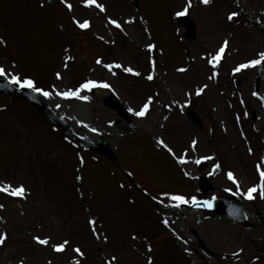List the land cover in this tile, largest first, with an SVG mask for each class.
Segmentation results:
<instances>
[{"label":"rangeland","instance_id":"rangeland-1","mask_svg":"<svg viewBox=\"0 0 264 264\" xmlns=\"http://www.w3.org/2000/svg\"><path fill=\"white\" fill-rule=\"evenodd\" d=\"M101 1L105 0H98L99 3ZM106 1L112 2L111 0ZM69 2L73 4L74 13L72 14L64 2V5L60 7L46 8V11L51 13L55 19L65 22L69 27L68 36L70 38L62 40V37L55 34L54 27L49 24L50 20L46 19L48 16L45 12H42L45 15L41 17L47 22L37 24V18H39L37 14L40 11L34 7L37 4L36 0H27V3L25 0H0V30L6 41L13 26L19 28L20 25L27 24L23 18V16L28 17L25 9H29L33 16L34 30L29 37H26L31 50L28 49L25 55L19 54V57H27L22 59L19 67L12 65L13 62L19 60L15 53H10V50L5 52L0 46L2 49L0 50V64L4 65L9 76L16 73L35 79L38 72L34 75L30 69L31 65L34 71H38L43 68L42 57L50 60L49 56L59 54L64 46L69 45L68 50L71 48L69 57L73 59L70 60L72 62L66 63L75 65L64 72V80L56 79L55 81L52 78L53 71L62 69L60 61L50 65L49 69H40L42 76L40 74L38 76L42 79H38V84L41 85L40 87L50 86L49 91L54 94L58 88L61 91L74 89L88 79L106 81L112 85L111 88L98 87L82 90L81 95H88L90 100L75 98L76 101L72 103V99L68 101V107L71 110L68 108L66 110L69 115L76 114L74 112L76 105L82 106L83 113L81 114L84 119L100 131V134L93 139L103 138L109 143L113 151L118 154V161L122 162L124 168L129 166V170L134 173L136 183L142 190L151 194L147 188L151 185L156 186L154 189L160 192L175 194L180 191L202 195L204 192L201 188V178L205 176L212 187L211 192L204 194L207 196L206 199L236 194L244 200L243 204L249 219V225L244 226L228 220L225 216L219 217L208 209L183 208L181 205L167 203L162 205L161 214L154 213L156 215H153L150 221L154 222L156 218L157 222L160 217L162 223L150 226L152 233H148L143 231L145 228L143 224L147 221L144 215L149 208L143 207V204L138 202L140 199L134 194L133 187L126 180L125 183L114 182L117 179L124 181V178L120 175L109 176L111 165L103 162L102 156L97 160L90 157L87 161V177L85 178L88 184L85 182L84 187H86L81 193L91 203L99 206V209L103 207L102 201L110 203L120 200L122 196L123 198L118 206L113 204L110 208L107 207V210L101 211V216L106 218L108 223L104 226L105 233L99 239L101 243L98 245L100 246L97 252L98 259L92 257L82 264H102L100 261L102 255L107 258L115 255L121 259L120 263L124 264H145L147 262L145 257L149 256L150 251L145 240H138L142 242L139 244L135 242L138 248L133 247V250L131 244L128 245L127 251L116 252L113 249V246L125 245L121 243L119 224L115 217V215L118 217V214H120V221L123 225V234L129 233L132 227H138L139 223V227L132 232L141 231L142 234H146L149 238L148 243L150 242L151 246L156 249V254H154L158 255L156 264H183L177 258V254L171 256L172 252H177V249L180 252H187L191 264H249L252 258H260L262 254L261 260L255 264H264V249H261L260 254L259 244L255 242L264 243V198L259 195V192L254 193L255 198L251 200L245 198L243 194L248 188L259 184L257 165L264 167V97L261 96V94L264 95V81L261 83L259 93L256 94L255 82L251 80V76L256 74L254 69L250 71L248 67L245 71L231 74L238 64L257 59L258 53L264 52V0H215L208 5H202L201 0H193L188 17L196 26V35L194 40L189 41L187 54H184L186 49L182 51L184 46L180 39V33L183 37L186 31L174 25L175 19L172 15L181 11L186 6L187 0H142L147 12L153 13L154 16H158L157 8L162 7L156 19L152 20L147 13V16L144 14L150 22L152 35L144 31L140 22L133 21L132 25L125 27V38H120L118 33H113L119 37L118 40L113 39L112 35H104V29L95 15L98 8L88 7L82 3V0H69ZM82 5L87 9L85 10L86 16L88 15L94 26L90 27V31L84 29L82 33H79L71 25V16L76 15L82 18L84 16L81 13ZM235 10L243 13L246 22L241 23V17L237 16L233 19V23H227V13ZM143 12L145 10L141 13ZM115 14H118V11H115ZM54 24L56 25V21ZM37 25L39 30H36ZM158 28L160 35L157 33ZM178 29H180L179 33ZM103 36L104 39H100ZM225 39L229 41V47L227 56H225L221 83L215 82L209 85L208 90L205 89L202 94L197 95L196 89L208 85L210 81L208 59L216 53ZM155 42L160 51L158 49L149 51L147 45ZM54 45L56 50L51 53L49 47ZM57 47L60 49L57 50ZM186 55L189 61L186 60ZM30 56L32 57L29 58ZM99 58H102L104 64L123 62L125 66L130 65L140 71L141 75L137 77L124 73L118 68L109 71L103 64L96 63ZM152 59L157 61L154 73L151 67ZM180 66L184 68L187 66L188 70L180 72L177 70ZM148 74H154L156 85L149 86L144 80ZM9 76L6 77L9 78ZM152 87L158 90L152 109L158 111L155 112L154 117L151 116L149 129L142 127V124H145L144 117L137 116L135 111H132L131 119L137 125V131L132 133V136L128 135L126 122L116 111L105 105V97L114 92L127 109L139 111L147 98L152 95L150 90ZM188 93L192 95L189 96ZM41 96L47 102L53 97V95L46 97L42 94ZM0 97L2 98L0 105L2 103L4 105L0 106V153H2L0 154V182L11 183L14 186L24 184L28 192L32 191V194L29 192L30 197L24 199L7 194L0 195V204L5 205L3 209H0V217H2L0 233H3L2 222L4 224L6 217L9 219L7 228L10 231L7 232L8 238L5 244L0 248V264H20L21 261L27 264L28 260L31 261L29 264H49V262L51 264H75L77 253L71 251L65 258L60 255L61 253L54 254L53 245L61 243L70 233L69 230L65 231L63 225H68L69 222L78 223L77 217L86 219L87 210L84 208L87 202L74 200L76 196L74 176L77 177V173L75 170L71 173V169L77 165L75 159L79 152H82L81 147L73 143L76 148L69 146L68 149L67 145L63 144V149L60 144L64 137L56 134L58 133L56 128L47 119L26 103L30 113V116H27V110L21 107L22 104L13 100L11 111L16 109L15 113H18L19 117H15L21 120L26 132L20 130L18 140L16 133L18 129H22V125L15 120L12 112L8 111L10 109H7L10 103L8 97ZM193 97L195 98L192 99ZM193 102L190 109H193L201 118L203 129L197 123H192L188 117L189 111L187 114L184 113L185 116L182 113ZM237 114L243 116L244 126L245 124L250 126L245 128L248 129L247 132L236 124ZM76 130L82 132L81 129ZM170 130L173 131L175 137ZM161 138L177 151L175 152L176 158L186 156L188 162L181 164L177 159L178 164H176L166 155V151L158 150ZM193 139L198 141L196 148L190 146ZM22 140L24 141L21 143ZM249 148L252 149L251 152ZM62 150L64 151L60 152ZM52 156L62 159L63 171L54 167L53 173L48 174V171L43 168L44 163L46 167L47 162L54 161ZM64 156H66L65 162ZM203 156L213 157V159H208V168L200 171L195 160ZM215 158L222 162L220 165L224 169L226 168L222 169L218 175H212L208 170L210 165L215 164ZM37 164L42 172L37 171L36 176ZM254 164H257L256 167ZM187 166L191 167L192 171H187ZM86 170L85 167H81V176L86 175ZM181 170H186L190 175L184 176L185 179ZM228 171L236 175L240 182L239 189L233 181L228 179ZM43 175L49 178L51 183L49 180L44 181ZM31 180L32 184H28ZM229 188L232 189L231 192L227 191ZM96 190L98 198L102 201L97 198ZM68 196L69 199H66ZM53 202L62 203L60 213ZM92 216L96 217V214L93 212ZM55 217L58 219L57 224ZM165 218L169 221L168 225L163 223ZM136 219H145V221L141 224ZM28 229L34 230L35 236L51 237L49 244H34L33 235ZM79 229L81 228L77 226L75 230ZM63 230L67 234H61ZM105 235L108 237L107 240L103 239ZM230 241L235 244L228 245ZM240 249H243V252H240ZM233 253H237L242 258L236 262V256ZM251 264L254 263L251 262Z\"/></svg>","mask_w":264,"mask_h":264},{"label":"snow or ice","instance_id":"snow-or-ice-1","mask_svg":"<svg viewBox=\"0 0 264 264\" xmlns=\"http://www.w3.org/2000/svg\"><path fill=\"white\" fill-rule=\"evenodd\" d=\"M63 2H64V4L66 5V7H67V9L69 11H71L73 9V4L70 3L69 0H63ZM201 2L203 4H205V5H208L211 2V0H201ZM82 3H84L88 7L95 6L96 8H98L102 12H106L107 11L106 6L103 3H99L98 0H82ZM42 6H43V0H42ZM192 6H193V0H187L186 6L183 7V9L181 11H177L175 13V15L176 16L187 15L189 13V9L192 8ZM238 15H239V13H237V12H231V13H229L227 18H228L229 21H231L234 18H236ZM73 19H74L76 25L79 28H81V29H88V28L91 27V21L90 20H84L83 22H81L80 20L76 19L75 17H73ZM107 20H108L109 24L114 25L116 28L123 29V25L117 19H113L111 17H108ZM134 20H135V17H132V18L129 19L128 22L131 23ZM100 39L103 40L104 37H100ZM0 42H4L2 40V38H0ZM157 47L158 46L155 43H149L147 45V49L149 51L156 50ZM228 47H229V41L227 39H225L223 41L222 45L219 47L218 51L214 55L211 56V58L209 59V63L213 64V65L218 64L221 61V59L224 57L225 52L228 49ZM68 59L71 60V59H73V57H68ZM96 63L97 64H103V66L105 68H107L109 71H112L114 68H118V69H123V71L125 73H129V74H132V75L137 76V77L141 75L140 71H138L137 69L133 68L130 65L129 66H125V65H123L121 63H117V62L104 64L102 58L97 59ZM262 63H264V52L258 53V58L257 59H251V60H249V61H247L245 63L239 64L236 68L233 69V71L234 72H239L242 69H246L248 67H255V66L261 65ZM14 66H15V64L13 63V67ZM64 67L67 68L68 65L65 64ZM151 67H152V70H153V73H154L155 72V68L157 67V61L155 59L151 60ZM177 70L180 71V72H185L188 69H186L184 67H181V68H179ZM113 74H115V73H113ZM55 75H56L57 78H62L60 72H57ZM0 76H9V72L7 71V69L2 64H0ZM9 78H10L11 82L14 85H17L20 88H25V87L26 88H30L33 91L41 93L42 95H44L46 97H51L53 95L52 91L46 90L45 88L38 86L37 81L34 78H32V77H22L19 74L12 73L9 76ZM154 78H155L154 74H149L147 76V79L149 81L153 80ZM54 87L55 86H53V88ZM98 87L111 88L112 85L109 84L106 81H97V80H94V79H88L85 82L81 83L77 88L69 89L67 91H59V90H57L55 92V94L65 98V99L76 98V99H81V100H84V101H88V100H90V97L88 95H81V91L84 90V89L91 90L93 88H98ZM207 87H208L207 85H204L202 87H198L196 89V94L197 95L202 94ZM188 95L191 96L192 93H188ZM152 103H153V97H148L147 101L143 104V106L140 108L139 111H136V110H133V109H130V111H135V114L137 116L144 117V116H146L149 113L150 106L152 105ZM57 106L59 107V105H57ZM169 107H170V105H169ZM165 119H167V117H165ZM93 131H96V129H93ZM197 143H198V141L193 139L191 141V145L190 146L192 148H196ZM159 144L162 145L164 148H166L168 150V152L171 153L173 156H176V153L164 141V139L161 138L159 140ZM251 151H252V149L249 148V152H251ZM80 159H81V163H83L84 162L83 161V157H81ZM177 159L179 160V163H181V164H185V163L188 162V159H187L186 156L177 157ZM208 159H213V157L203 156V157H200L199 159H196L195 163L196 164H200L202 160H208ZM220 167H221L220 164H216L213 171H215L216 169H219ZM257 168L259 170V178H260L259 179V184L258 185H253L252 187L248 188L246 192L243 193L250 200L255 198L254 193H257V192H259V195L262 198H264V167H261L258 164ZM185 175H190V173H188L186 171ZM227 176H228V179L232 180L236 184L237 189H239L240 182L237 179L236 175L232 171H228ZM77 178L78 179H82V177H77ZM227 191L231 192L232 189L229 188V189H227ZM0 192H3V193H5L7 195H10L12 197H25L27 192H28V189L25 187L24 184H20L19 186H14L11 183L0 182ZM237 194H240V193L237 192ZM164 195L165 196H170L172 201L177 202V206L179 204H187V203H191L193 206H199L201 204V201L195 196H192L191 198H189V197H186V196H184L182 194L164 193ZM213 199H215V197H213L212 199H208V200L203 201V204L205 206H207V207H212L213 206ZM161 203H163V201H161ZM4 207H5L4 204H0V209H3ZM0 219H2V217H0ZM96 223L97 222H96V220L94 218L89 220V224L92 226L93 233L96 235L97 239H100L101 235H100L99 232L96 231ZM163 223L165 225H168L169 221L165 218ZM7 238H8V234L7 233H0V246L5 244V241L7 240ZM133 238L135 239V236H133ZM50 239H51V237H44V238H41L40 236H35L34 237V240L36 242H38L39 244H41V245H48L49 242H50ZM103 239L107 240L108 237L105 235V236H103ZM69 244H70V241L65 239L61 243L54 244L53 245V250L55 252H57V253H63L66 250V248L69 246ZM148 250L149 251L152 250L151 244L148 245ZM239 251L243 252V249H240ZM74 252L77 253L79 255V257H84L85 256V252L79 246H76L74 248ZM233 255H237V253H233ZM116 259L117 258L115 256H113L112 260L108 261V264H112V262L115 261ZM20 264H23V261H21ZM49 264H51V262H49ZM75 264H80V260L77 259L75 261ZM148 264H152V258L151 257H149V259H148Z\"/></svg>","mask_w":264,"mask_h":264},{"label":"bare ground","instance_id":"bare-ground-1","mask_svg":"<svg viewBox=\"0 0 264 264\" xmlns=\"http://www.w3.org/2000/svg\"><path fill=\"white\" fill-rule=\"evenodd\" d=\"M60 99H61V101H60ZM64 102L68 103V99H65L59 95L55 96L54 99L51 100L53 107H58L57 105H59L63 111L66 110L68 107V104H67V107L65 105H63ZM82 109H83L82 106L76 105V109L74 111L76 114L68 115V117L71 118V120L75 126L80 127L84 132L86 131L90 135H95V133H98V131L95 127L88 124L87 121L84 119V116L81 114V113H83ZM156 111H158V110L152 109V107H150V111L148 113L149 116H147L146 119L144 120L145 124H142V127L149 129V123L151 122L150 118H151V116H153V117L155 116ZM77 113H80V115H77ZM93 129H96V131H93ZM91 137H96V136H91ZM188 170H190V169H188ZM233 240H234V238H233ZM232 241H230L228 243V245L235 244V242H232Z\"/></svg>","mask_w":264,"mask_h":264}]
</instances>
